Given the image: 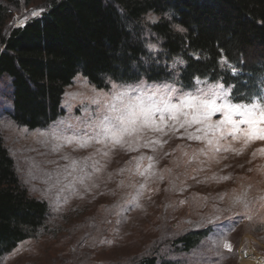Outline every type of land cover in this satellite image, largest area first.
Returning a JSON list of instances; mask_svg holds the SVG:
<instances>
[{
	"label": "rangeland",
	"instance_id": "rangeland-1",
	"mask_svg": "<svg viewBox=\"0 0 264 264\" xmlns=\"http://www.w3.org/2000/svg\"><path fill=\"white\" fill-rule=\"evenodd\" d=\"M34 8L13 9L7 26L23 23ZM150 17L158 15L146 19ZM177 60L169 62V78L111 81L107 88L77 73L61 96L62 112L45 129L17 124L0 94L5 98H0V132L15 169L28 192L50 209L46 228L21 241L0 264H135L147 254L175 264H241L255 253L264 254V142L244 147L228 137L218 152L206 154L204 141L188 137L194 126L187 132H149L151 140L161 143L142 147L141 140L135 151L128 145L95 143L101 122L114 115L112 105L121 104L114 99L119 92L127 91L124 100L156 93L177 103L186 92L199 95L211 88L222 94L218 104L225 99L264 104V91L246 103L231 100L230 86L219 81L196 78L184 86L178 80L183 64ZM219 118L217 113L212 119ZM229 144L240 154L225 151ZM149 163L152 168L145 172ZM209 226L211 234L188 252L171 243L184 231Z\"/></svg>",
	"mask_w": 264,
	"mask_h": 264
},
{
	"label": "trees",
	"instance_id": "trees-1",
	"mask_svg": "<svg viewBox=\"0 0 264 264\" xmlns=\"http://www.w3.org/2000/svg\"><path fill=\"white\" fill-rule=\"evenodd\" d=\"M33 1L0 0V94L19 125L49 127L79 72L107 88L111 81L169 78V62L177 59L185 62L178 80L186 87L196 78L219 81L230 86L234 102L263 94L264 0ZM30 5L37 15L7 26L13 9ZM151 13L155 21L146 19ZM49 218L48 203L23 185L0 132V259L37 236ZM211 232L192 228L171 243L188 252ZM134 263L175 264L155 254Z\"/></svg>",
	"mask_w": 264,
	"mask_h": 264
},
{
	"label": "snow or ice",
	"instance_id": "snow-or-ice-1",
	"mask_svg": "<svg viewBox=\"0 0 264 264\" xmlns=\"http://www.w3.org/2000/svg\"><path fill=\"white\" fill-rule=\"evenodd\" d=\"M37 14L36 11L32 13L33 16ZM150 19L155 21L157 18L150 17ZM177 30L184 31L178 26ZM149 47L155 46L149 45ZM175 63L185 62L178 59ZM116 87L117 85L113 84V88ZM221 95L219 92L211 91V88L208 92H201L199 95L186 92L178 98L177 103H173L171 96L157 97L156 93L124 100L122 98L128 96L127 91L119 92L114 99L120 100L121 104L119 107L112 105L111 111L114 115L111 118L105 117L101 122V132L97 134L95 143L106 148L128 145L130 150L135 151L137 150L135 145L141 140L144 141L142 147L161 143L159 140H151L148 137L149 132L167 134L168 131L176 132L179 129H185L187 132L194 126V132H187L188 137L204 141L207 147L203 151L206 154H209V150L218 152L221 141L228 137L233 141H242L244 147L255 142H264V104L255 102L239 104L226 99L218 104L217 100ZM217 113L220 114V118L213 120V116ZM87 144L88 142L85 141L81 147H86ZM225 151H237L240 154L241 150L232 149L229 144ZM108 154V151L103 153L105 156ZM140 159L144 157L141 156ZM147 159L151 160L152 157ZM151 168L152 164L149 163L144 171L147 172ZM236 203L242 204L243 201L237 199ZM244 207L247 205L244 204ZM224 247L231 250V245L228 243H225Z\"/></svg>",
	"mask_w": 264,
	"mask_h": 264
},
{
	"label": "bare ground",
	"instance_id": "bare-ground-1",
	"mask_svg": "<svg viewBox=\"0 0 264 264\" xmlns=\"http://www.w3.org/2000/svg\"><path fill=\"white\" fill-rule=\"evenodd\" d=\"M241 264H264V255L255 253L254 256L246 257Z\"/></svg>",
	"mask_w": 264,
	"mask_h": 264
},
{
	"label": "built area",
	"instance_id": "built-area-1",
	"mask_svg": "<svg viewBox=\"0 0 264 264\" xmlns=\"http://www.w3.org/2000/svg\"><path fill=\"white\" fill-rule=\"evenodd\" d=\"M245 252V255H246V253H247V249L244 251ZM264 255V254H263ZM244 255H242L241 257H243Z\"/></svg>",
	"mask_w": 264,
	"mask_h": 264
}]
</instances>
